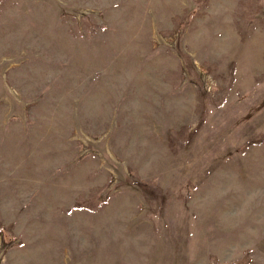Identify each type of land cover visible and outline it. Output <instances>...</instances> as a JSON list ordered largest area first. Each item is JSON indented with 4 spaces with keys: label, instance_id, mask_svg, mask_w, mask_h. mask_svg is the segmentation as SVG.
<instances>
[{
    "label": "rangeland",
    "instance_id": "obj_1",
    "mask_svg": "<svg viewBox=\"0 0 264 264\" xmlns=\"http://www.w3.org/2000/svg\"><path fill=\"white\" fill-rule=\"evenodd\" d=\"M0 264H264V0H0Z\"/></svg>",
    "mask_w": 264,
    "mask_h": 264
}]
</instances>
